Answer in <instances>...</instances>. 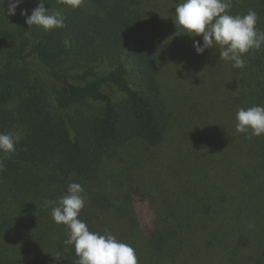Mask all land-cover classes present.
Returning <instances> with one entry per match:
<instances>
[{
	"label": "trees",
	"instance_id": "obj_1",
	"mask_svg": "<svg viewBox=\"0 0 264 264\" xmlns=\"http://www.w3.org/2000/svg\"><path fill=\"white\" fill-rule=\"evenodd\" d=\"M38 2L8 16L0 0V133L22 137L0 155V264H74L46 206L73 182L86 196L78 218L131 245L138 264H264V135L235 131L238 109L264 106V47L243 69L206 49L201 67L191 39L169 44L162 0H43L64 16L47 32L20 15ZM163 2L174 12L180 0ZM249 10L264 31V0H232L230 14ZM186 61L200 66L208 91L195 103L211 121L174 107L170 94L193 82L180 81Z\"/></svg>",
	"mask_w": 264,
	"mask_h": 264
},
{
	"label": "clouds",
	"instance_id": "obj_2",
	"mask_svg": "<svg viewBox=\"0 0 264 264\" xmlns=\"http://www.w3.org/2000/svg\"><path fill=\"white\" fill-rule=\"evenodd\" d=\"M23 2L7 0L6 15L14 16ZM59 3L75 10L85 0H59ZM231 7L232 0H180L173 14L174 34L193 39L197 55L206 49H215L219 52L220 61L230 62L234 69H243L246 66L245 55L264 47V31L256 27L258 16L254 10L244 15H232ZM20 15L25 17L28 26H36L46 32L65 26L62 12H50L43 0H39L30 15L27 9H22ZM195 37H202V44ZM235 131L246 134L248 139L264 135V106L238 109ZM21 138L17 132L0 133V155L8 157L13 154ZM3 166L0 159V170H3ZM85 199L82 185L73 182L58 201L46 202V206L56 205L52 207L51 216L55 224L66 228L67 238L63 243L72 247L77 257L74 264H138L136 251L131 245L119 241L108 229L103 234L91 231L78 218L85 206Z\"/></svg>",
	"mask_w": 264,
	"mask_h": 264
},
{
	"label": "rangeland",
	"instance_id": "obj_3",
	"mask_svg": "<svg viewBox=\"0 0 264 264\" xmlns=\"http://www.w3.org/2000/svg\"><path fill=\"white\" fill-rule=\"evenodd\" d=\"M163 1H165V0H162V5L164 8L166 6L167 11H166V13L163 14V17L161 20H162L163 30L167 33L166 34L167 40L170 44V41L181 40V39H183V37L180 35L174 34L176 32V29H175L174 24H173V20H174L173 14L175 11L172 12L173 9H171L169 7V5H167ZM194 39L197 40V37H195ZM191 40L193 41V39H191ZM192 41L190 43L186 42V45H185L186 49L185 50L190 51L189 55H190V57L192 56L191 59L198 60L199 55H197L195 53ZM178 47L175 46V50L177 51V53L180 50V49H177ZM181 55L182 54H179V53L177 55H175L176 56L175 60L178 61L177 59ZM183 55H186V54H183ZM184 60H186L185 56H184ZM194 62L195 61H192V62L186 61L183 64V66H180L181 69L179 68L181 75H182V77L180 78V81H182L184 78L185 79L191 78V80L193 82H191L190 86L186 87V88L183 87V84L181 82L180 83V89L177 88V90L180 94L179 95L170 94V97H172L174 99L175 104L177 105V106L176 105L174 106L176 109H180V110L182 109V110L188 111V114H192L191 117H192L193 121H207L208 119H206V114L208 113V108L210 107V106L208 107V105H209L208 102L206 101V103L204 105H202L200 102H198V103H195V102H196L197 97H198L196 94V91H198L197 89L202 88V90L208 91V89L203 86V82H202L201 78L199 77V73H200L199 68H200V66L206 67L205 65H210L211 61L208 62L207 59L198 60L200 66H198L197 68H193ZM176 66L177 65H175V67ZM175 67H174V70H175ZM167 70H170L172 72L170 66L167 68ZM167 70H166L165 80H166V83L169 84V86L171 88H173L174 85L170 83V81L172 82L173 79ZM173 76H174V74H173ZM179 115L181 116V113ZM208 121H211V120H208Z\"/></svg>",
	"mask_w": 264,
	"mask_h": 264
}]
</instances>
